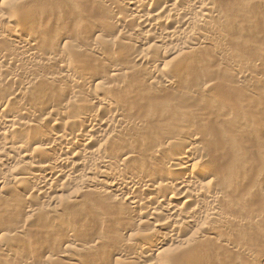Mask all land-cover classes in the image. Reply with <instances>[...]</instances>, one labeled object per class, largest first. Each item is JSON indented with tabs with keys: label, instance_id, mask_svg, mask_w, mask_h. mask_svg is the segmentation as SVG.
Here are the masks:
<instances>
[{
	"label": "bare ground",
	"instance_id": "obj_1",
	"mask_svg": "<svg viewBox=\"0 0 264 264\" xmlns=\"http://www.w3.org/2000/svg\"><path fill=\"white\" fill-rule=\"evenodd\" d=\"M218 1L222 0H2L0 221L12 212L18 215L9 230L0 228V264H33L31 258L17 261L13 253L28 249V244L15 240L28 232L44 240L63 236L66 249L52 252L43 264H84L80 252L89 256L98 248L107 251L114 264H242L241 257L264 264V255H256L247 240L240 243L214 235V229L229 224L221 215L230 204V198L224 202L226 193L242 185L243 172L249 169L248 161L242 160V174L234 173L232 166L237 162L231 156L241 151L233 138L246 128L262 130L263 114L251 121L254 114L248 110L249 117L242 112L247 111L246 105L238 109L242 113L235 112L230 120L236 128L233 133L232 126L230 132L223 129L225 125L220 130L213 120L207 124L198 116L196 121L195 110L177 107L189 106L184 99L207 105L208 98L222 103L219 106L243 107L242 102H250L232 93L235 83L259 90L264 108V77H252V69L257 71L264 63V53L253 64L244 63L235 51L242 45L237 43L233 51L202 34L207 30L223 41L241 22L235 18L238 10L225 11L224 2L217 5ZM237 1L233 2L237 7L244 3L238 7L240 13L245 4L264 5V0ZM248 10L241 13L250 16L247 20L256 12L249 11L251 16ZM258 31L252 30L251 35L264 36V28ZM169 54L173 58L160 67L161 57ZM223 61L231 65L224 68ZM202 74L206 79L213 77L206 81L202 77V83ZM209 89L215 92L211 95ZM162 94L180 104L171 107L172 103L158 98ZM209 127L218 128L220 135L209 129L206 139L215 134L221 140L219 147L223 144L233 155L220 151L214 157L219 144L211 138L216 145L213 150L210 139L206 143L199 135ZM222 153L234 164L225 162L228 158L219 162L226 157ZM216 162L230 165L237 176L232 177L231 170L224 174L228 168ZM261 181L264 186L263 177ZM246 198H240L244 205L249 203L243 202ZM151 216L164 219L148 227ZM36 220L40 224L35 227ZM198 220L203 221L201 226ZM237 222L233 223L240 227V235H247L250 230ZM86 225L93 227L88 230L93 238L89 242L75 230ZM190 230L195 233L180 236ZM119 232L128 237L118 238ZM166 243L180 247L154 260ZM226 252L235 259L228 260L229 254L224 257ZM109 260L103 256L97 264H109Z\"/></svg>",
	"mask_w": 264,
	"mask_h": 264
},
{
	"label": "rangeland",
	"instance_id": "obj_2",
	"mask_svg": "<svg viewBox=\"0 0 264 264\" xmlns=\"http://www.w3.org/2000/svg\"><path fill=\"white\" fill-rule=\"evenodd\" d=\"M222 1L224 2V4L222 3ZM222 1H218V2H216V4L217 3H221V4H223V5H225V3L227 4L228 2L227 1H229V4L230 3H232L231 4V6L229 5V4H227V5H225V6H227V7H224L223 5H221L222 6V9L223 10H225V11H233V13H234V11L235 10H238L239 12L238 13H236L237 15H235L236 17L235 18H237V20L240 22L239 24H238V27L236 26V28H234V30L232 31V33L230 34L231 36H229L230 38L228 39H226V40H223V41H219L218 39H217V37L214 35V34H211V33H209V31H207V30H204V31H202V34L203 35H205V33L207 34V36L208 37H214V39L216 40V42H219L220 44H224L225 46H228L229 48H232V50L234 49V46H236V44L238 43V44H240V45H242V46H239L238 44H237V46H236V48L238 47V49H235V51L239 54L238 56H239V58H241V60H243V62L245 63V62H247V63H251V64H253V62H256V59L262 54V53H264V44H263V40H264V38H262V36H261V38L260 37H256V36H253V35H251V34H253L252 33V30L254 31L255 29L258 31L259 29H261L262 27L264 28V17H263V19H261L262 18V14L264 15V9H262V7H264V5L262 4V3H258V4H256L255 3V7H256V5H258L256 8L254 7V3L253 4H245V10L247 11L248 9V12L250 11H252V9H256L255 11H252L253 13L255 12V13H258V14H260V15H258V14H253V15H255V16H253V15H251L250 14V12H249V14L251 15V16H253L254 18H249L248 20H247V18L248 17H250V16H244L243 14H242V16H241V13H244V9H242V11H241V13H240V8H243V5H244V3H242L241 5H242V7H241V5L239 6L238 5V7H240V8H238L237 7V5H233L234 3V1L236 2L237 0H226V1H224V0H222ZM232 1V2H231ZM1 2H2V0H0V4H1ZM238 2V1H237ZM241 3V2H240ZM240 3H236V4H240ZM85 4V3H84ZM262 4V7L260 6ZM217 5H219V4H217ZM232 5H233V8H232ZM248 5V6H247ZM229 6V7H228ZM234 6H236L235 7V9H234ZM249 7L248 9H247V7ZM260 6V7H259ZM252 7H254V8H252ZM252 8V9H251ZM231 11V12H232ZM230 12V13H231ZM233 13H231V16H232V14ZM240 14V15H239ZM238 15L240 16V18L238 17ZM259 17H258V16ZM246 18V19H244V18ZM255 17H257V19L255 18ZM261 17V18H260ZM243 18V19H242ZM260 18V19H259ZM101 19V18H100ZM107 22V21H106ZM108 24L110 23V22H107ZM136 25H137V22H135V21H133V23H132V26L133 27H136ZM239 25H240V28H242V29H240L239 28ZM257 27V28H256ZM259 27V28H258ZM263 28H262V31H263ZM236 29V30H235ZM238 29V30H237ZM241 31H240V30ZM250 29V30H249ZM109 30H112V29H108L107 30V32H111V31H109ZM245 30V31H244ZM249 30V31H248ZM251 31V32H250ZM260 32H262L261 30H259ZM258 31V32H259ZM259 32V33H260ZM250 33V34H249ZM87 35V34H86ZM89 36H91V35H89ZM264 37V36H263ZM263 39V40H262ZM262 40V41H261ZM223 45V46H224ZM209 48V50H211L212 49V47L211 46H209L208 47ZM234 51V50H233ZM236 53V54H237ZM173 58V56H171L170 54L169 55H165L164 57H161V60H162V63H160L159 65H160V67H162V66H164V64H165V62H168L169 60H171ZM227 62H229V61H226V62H222V67H223V65H224V68L225 67H229L230 65H231V61L228 63L229 65H227ZM127 63V62H126ZM246 63V64H247ZM144 65H146V64H144ZM260 68V69H258L257 71L256 70H254V69H252V77L254 78V79H256V78H259V79H261L262 80V78L264 77V63L261 65V66H257V68ZM139 68H141V70H143L142 68L143 67H141V65H140V67ZM254 70V71H253ZM205 75H207V74H205ZM212 75V76H211ZM210 76L209 75H207V79L209 80L210 79V77H213V74H211ZM261 75H263V77L261 76ZM204 75L202 74V76L200 77V81L203 83V80L204 81H206L207 79H206V77H203ZM209 76V77H208ZM216 76V75H215ZM205 78V79H203V78ZM262 77V78H261ZM201 78L203 79V80H201ZM216 78H219V79H221V76H219V77H216ZM259 79H257V80H259ZM227 80H228V78H227ZM232 80V82L234 83V81H233V79H229V81H231ZM260 80V81H261ZM197 83V82H196ZM196 83H194V84H192V85H195L196 86ZM199 84H200V82H199ZM228 84H230V82H228ZM201 85V84H200ZM200 85H198V86H200ZM234 85V86H233ZM201 86H204L203 84L201 85ZM200 86V87H201ZM232 89H233V91H232V93H234V94H239L238 96L241 98V96L242 97H244L243 99H244V101H246V102H250L251 104H254V105H251V107H250V103H246L245 104V102H244V104H243V102L241 103L242 105H243V107L241 106L240 108L238 107L237 108V105L234 107V104H233V106L232 105H227V106H223V105H221V106H219L218 104H222V103H218V102H212V100L213 99H210V101H209V98L206 100V103H209V104H207L208 106L209 105H211V106H213V107H209V109L208 110H206L207 109V107H205V106H207L205 103V106H204V104H202V105H197L196 103H195V101H189L188 102V100L187 99H184L183 101L184 102H186L187 101V104L189 105L187 108H184L185 106H183L182 107V103L180 104L179 102H173L172 100H167V98H170V97H166V96H164L163 94V96L162 95H160V96H158V98L160 97L163 101L162 102H167L168 101V103L170 102V103H174V104H176V103H178V104H180V105H170L171 107L172 106H177L178 107V110H180L181 108H183L184 110L185 109H189L188 111H193V110H195V112H197V113H195V114H197V116H196V121L198 120V122H199V118H200V122L201 121H203V122H205L206 121V123L207 124H209V123H212L211 121L213 120L214 122V124H217L218 123V128L220 129V130H222V127H223V129H226L227 128V131H229L230 130V128H231V126H232V128H231V130L230 131H232L233 133L234 132H236V131H233L234 129H236L235 127H234V129H233V124H232V122H230V120L232 119V121H233V118H235V112H237L238 111V109L239 110H241L242 111V109L243 108H245L246 109V107H247V111H242V112H245L244 113V115L246 114V113H248V115H249V112H248V110L249 111H251L254 115H252L254 118L256 117V118H261V117H259V116H261L262 114H263V116L262 117H264V108H262V104H263V102H260V97H259V94H260V92H259V90H257V89H249L248 87H244V86H242V85H238L239 86V88H238V86H237V84H232ZM235 86H236V88H235ZM241 86V87H240ZM145 87H147V86H145ZM144 87V88H145ZM229 87V88H228ZM205 88V87H204ZM227 88L229 89V92H230V90H231V88H230V86L228 85L227 86ZM197 89H199V88H197ZM201 89H203V87H201ZM219 89V88H218ZM145 90L148 92L149 90L147 89V88H145ZM211 90H213V89H209V92H210V94L212 95L215 91H217L216 90V88L214 89L215 91H211ZM257 90V91H256ZM228 91V90H227ZM241 95V96H240ZM260 95H262V94H260ZM251 98H250V97ZM257 96H258V99H257ZM166 97V98H165ZM253 97H255V98H253ZM166 99V101H164L165 99ZM161 99H159L160 101H161ZM242 99V98H241ZM249 99V100H248ZM252 100V101H251ZM182 101V102H183ZM219 101V100H218ZM255 103H254V102ZM262 101V100H261ZM183 102V103H184ZM194 102V103H193ZM190 103V104H189ZM192 103L193 104H195V105H193L192 106ZM217 103V104H216ZM262 103V104H261ZM165 104H167V103H165ZM218 105L217 107H219V108H216V105ZM196 105H197V107H196ZM245 105H246V107H245ZM259 105V106H258ZM180 106V107H179ZM260 106H261V109H260ZM203 107H205V110L204 109H201V108H203ZM225 107H227V108H225ZM224 108V109H223ZM252 108V109H251ZM177 109V108H176ZM201 109V110H200ZM218 109L220 110V111H218ZM183 111V110H182ZM187 111V110H186ZM240 111V112H241ZM227 112V113H226ZM239 111L237 112V113H240ZM241 112V113H242ZM224 113V114H223ZM233 113H234V115H233ZM251 113V114H252ZM194 114V115H195ZM225 114H226V116L227 117H229V119L225 116ZM250 114V115H251ZM230 115H232V116H230ZM247 115V116H248ZM249 115V117H251ZM198 116H199V118H198ZM225 116V117H224ZM233 117V118H232ZM253 117H251V119L249 118V120H251V121H256V118L254 119ZM202 118H204V119H202ZM219 118V119H218ZM211 119V120H210ZM252 119H254V120H252ZM208 120V121H207ZM227 120H228V122H227ZM217 121V122H216ZM251 121L249 122V123H251ZM224 123V124H223ZM232 125H231V124ZM199 124V123H198ZM227 124V125H226ZM211 125V124H210ZM222 125H225V126H222ZM222 126V127H221ZM225 127V128H224ZM262 127H264V125L262 126ZM199 128V127H198ZM218 128L216 129V127L215 128H213V129H216L217 131L215 132L216 133V135L218 136V135H220V130H218ZM199 129H202L201 127L199 128ZM213 130L211 127H209L208 129H206L205 131H203V130H200V131H202V132H204V133H202V134H205L204 136H205V138L204 137H202V134H199L200 135V139L201 140H204V139H206V137H208V136H206L207 135V132L208 131H210V130ZM233 129V130H232ZM261 129V128H260ZM208 130V131H207ZM245 130V131H244ZM243 130V133H241L240 132V134H233V133H229V134H231V135H233V136H235L233 139H236L235 141H236V143L239 145L238 147H239V149H240V151H241V153H239V154H237V153H235V155H233V154H231L230 152H232L231 150H229V149H227L226 148V150L224 149V145L223 144H221V146L222 147H219L220 146V143H218V141H221V140H216L217 138H219V137H217L215 134V137H217V138H215V137H213L214 135H212V134H210V133H212V132H210L209 134H210V136H212V137H209V138H207V139H210L209 140V143H211L212 145H210V144H208V145H210L211 147H212V149L214 150L215 148V146H213L214 144V142L212 143V141H213V139H215V142H217V144H219L218 145V147H217V149L218 150H216L215 149V155L216 154H219V155H214V157H217V156H220V154H221V152L220 151H222V152H225V153H227L229 156H231V155H233V156H236V155H238L239 156V158L237 157V158H235V157H233V156H231V158L233 159H231V158H229V156L227 157L226 155H224L225 153H222V155H221V157L223 158V156H226V157H224L223 159L224 160H221L220 159V161L219 162H221V161H225V160H227V158L229 159V160H227V161H225V162H227V163H229V161H234V162H237V163H233L232 161V163L234 164V166H232L233 168V170H234V173H241L242 171H241V164L240 163H242V162H240V161H248V163H246L247 165H249V169H247L246 170V172H243V174H246L245 176V180L243 181V183H241L242 185H240V183L236 186H234V185H231V186H234L233 188L231 187V188H229V192L228 193H226V198H224L225 200H224V202L227 204V198H230V199H228V203H230L231 205H232V207H227V205H230V204H224L223 202V205H226V208H228L227 210H221V215H222V217H226V218H228V223L230 224H228L227 226H224V227H219V228H217L216 230L214 229V235H215V237H227V238H232L233 240H236L237 242L239 241L240 243H245L246 242V240H247V243H248V245H250V247H251V250L254 252L255 250V252L254 253H256V255H264V239H263V236H264V213H261V211H263L264 212V194H263V190L262 189H264L263 187V185L261 184L262 183V181L260 182V180H262V177L264 178V162H263V157H264V146H263V144L261 143L262 142V140H264V128H262V130H259V131H256V132H254V130L252 129V128H246V129H244ZM214 131V130H213ZM219 131V132H218ZM225 131V130H224ZM224 131H221L223 134L225 133ZM229 131V132H230ZM261 131V132H260ZM254 132V133H253ZM257 133V134H256ZM208 134V135H209ZM227 135H228V132L226 133ZM211 138H212V141H211ZM206 139V143H208L207 140ZM204 141H202V143H203ZM203 143L204 145L206 144V143ZM263 143H264V141H263ZM207 145V147H208V149H207V147L205 148L207 151L209 150V146ZM224 146V147H223ZM205 147V146H204ZM212 149H210L211 151H209L210 153H213L214 151H212ZM222 149V150H221ZM223 149L225 150V151H223ZM216 151H219V153H216ZM230 151V152H229ZM235 152V151H234ZM233 152V153H234ZM241 154V155H240ZM213 155V154H212ZM212 155H210L209 156V158H211V156ZM214 157H212V159H214ZM226 158V159H225ZM211 159V161L213 162L214 160H212ZM231 159V160H230ZM237 159H238V161H237ZM261 160V161H260ZM210 161V160H209ZM219 162H216V163H218V164H216V166L217 165H220V164H222V166L223 165H225L226 163H224V162H222V163H220L219 164ZM229 163V164H231V165H233L232 163ZM239 162V163H238ZM230 165H225L224 167L225 168H223V167H221V166H218L219 168L221 167V169H219L220 171L222 170V168L223 169H226V167L228 168L227 170H226V172H224L225 170H222L223 172H224V174L226 173L227 174V171L228 170H231V167H229ZM250 167H252V168H250ZM217 168V167H216ZM230 168V169H229ZM250 169H252V170H250ZM233 170H231L230 172H231V174H233ZM249 170V171H248ZM228 174H229V172H228ZM242 174V173H241ZM238 175V174H237ZM236 175V176H237ZM236 177L235 176V174H233L232 175V177ZM261 178V179H260ZM261 184V186H263V187H259L260 186V184ZM236 184V183H235ZM237 187V188H236ZM255 187V188H254ZM259 187V188H258ZM236 189V190H235ZM262 190V191H261ZM8 191L10 192V190L8 189ZM243 195H245L247 198H249V199H247L246 198V200L244 201L243 200V202H246L247 200V202H249V203H245V205H244V203H242L241 201H242V199H240L241 197L242 198H244L243 197ZM227 196H229V197H227ZM88 199H86V200H84L83 201V203L85 202L86 203V201H87ZM83 203H82V205H83ZM243 204V205H242ZM247 204V205H246ZM85 205V204H84ZM225 207V206H224ZM243 207V208H242ZM224 209V208H223ZM263 209V210H262ZM261 213V214H260ZM6 214H8V213H6ZM15 214H17L18 215V213H11L10 215L8 214L6 217H5V220L4 221H0V228H2V229H4V230H9L10 229V227H11V225H13V223L15 224V222L16 221H14V220H17V219H14V218H16L15 216ZM263 214V215H262ZM258 215H259V217H258ZM19 217V216H18ZM17 217V218H18ZM260 218V219H259ZM164 219V216H159V217H154L153 218V216H151V219L150 220H147V226L149 227V226H152L153 225V223L154 224H157L158 222H160L161 220H163ZM262 219V220H261ZM38 220V219H37ZM34 221L33 222V225L36 227L37 225H39L40 223H41V221ZM201 220V219H200ZM200 220H198V224H199V226H201V224H202V222L203 221H200ZM230 220V221H229ZM232 220H234V221H239V222H237V223H239L241 226H243V227H245V228H248L247 229V231L248 230H250V231H248V233H247V235H245V236H243V234L242 235H240V233L239 232H242L239 228V226H237V227H239V228H235L236 226H234V225H236V223H233L234 221H232ZM232 221V222H231ZM240 221L243 223V224H245V225H243L242 223H240ZM255 222V223H254ZM233 225V226H232ZM232 226V227H231ZM248 226V227H247ZM250 226V227H249ZM234 228V229H233ZM81 229H83V230H81ZM81 229H80V227L78 228V229H75L76 230V232H78V235L80 236V239L82 238V239H84V240H87L88 242L89 241H91L93 238L91 237V236H89V234H91L88 230L89 229H93V227H90L89 225L87 226L86 225V228H85V226H84V228L83 227H81ZM196 228H194L193 230H195ZM239 229V230H238ZM255 229H256V231H255ZM87 230V231H86ZM193 230H190V232L189 231H184L182 234H180V236H183V238H185V234H187L186 235V237L187 236H190V235H192V234H194L195 232L193 231ZM195 231H197V230H195ZM188 232H189V234H188ZM193 232V233H192ZM250 232V233H249ZM256 232V233H255ZM33 233V234H32ZM133 233V232H132ZM185 233V234H184ZM192 233V234H191ZM261 233V234H260ZM134 234V233H133ZM217 234H219V235H217ZM256 234V235H255ZM138 235V234H137ZM240 235V236H239ZM259 235V236H258ZM263 235V236H262ZM61 236V237H60ZM59 237L62 239V235H60ZM246 236H247V238H246ZM50 237V238H49ZM49 237H47L48 239H50L51 240V238L52 239H54L53 240V242L52 241H48V239H43V237L42 236H40V235H37L36 233H34V232H31V233H27L26 234V236H24L23 238H15V240L18 242V243H20V244H28L29 246H28V249H25L24 251H21V249L19 250H16V251H14L13 253L14 254H16V258L18 259V257L19 258H22V259H27V261H29L28 260V258L30 259V261L29 262H32L33 264L35 263V264H37L38 262V264H43V263H45L46 261V258L47 257H52V255H51V253L53 252V254L54 253H57V251H64L65 249H66V246H65V243H62V241L64 240H61L60 238H58V237H56V236H49ZM128 237V235L126 234V233H124V232H119L118 233V238H120V239H122V238H127ZM208 238V237H207ZM206 238V239H207ZM56 239H59V240H56ZM244 239H245V242H244ZM248 239H249V242H248ZM207 240H209V238L207 239ZM242 240V241H241ZM56 241H58V242H56ZM211 241V240H210ZM43 242H45L46 244H44ZM49 242H52V243H54V245H50V244H52V243H50L49 245H48V243ZM56 242V243H55ZM61 244V245H60ZM50 246V247H49ZM253 246V247H252ZM33 247H34V249H33ZM41 247H45L44 249L43 248H41ZM180 247V245H179V243H177V244H173V243H166V245L165 246H163L162 247V254L161 255H157V257L155 258L154 257V260H161V258H162V255L164 254V256L165 255H167V254H169V252H171L172 250H175V249H177V248H179ZM255 247V248H254ZM38 248H40V249H38ZM50 250H53V251H49V249ZM33 249V250H32ZM63 249V250H62ZM39 250V251H38ZM49 251V252H46V251ZM41 251L42 252H44L43 253V255L41 256L40 254H41ZM55 251V252H54ZM258 251L260 252V253H258ZM47 253V254H46ZM49 254V255H48ZM80 254L81 255H79L80 256V259L79 260H81L84 264L86 263V264H97L98 262H97V259L98 258H101V257H103V256H105V257H107V258H109L110 260H109V264H114V261L112 260V258H111V256L109 255V253L107 252V251H105L103 248H101V249H97V250H95V254L94 253H91L90 255H92V256H88V254H82V252H80ZM222 254V253H221ZM224 254V255H223ZM222 255L225 257V255H228L227 254V252L226 253H223ZM34 255V256H33ZM47 256V257H46ZM42 257V258H41ZM46 257V258H45ZM50 257V258H51ZM90 257L91 258H93V259H90ZM227 257V256H226ZM229 257V258H228ZM227 258H228V260L230 259V261L232 260V257H231V255L229 254V256H228ZM231 257V258H230ZM235 257L236 256H233V258L235 259ZM34 258V260H32ZM45 258V259H44ZM239 258L240 257H237L236 259H238L239 260ZM95 259V260H94ZM152 259V257H150V258H148V260H151ZM233 259V260H234ZM57 260V259H56ZM232 260V261H233ZM244 260H246L245 258H240V262L242 261V264L244 263V264H253L254 262H256L257 264H260L259 262H257V261H249L248 260V262H247V260L246 261H244ZM17 261H20V259H18ZM44 261V262H43ZM49 261H52V260H49ZM54 261V260H53ZM94 261V262H93ZM80 262V261H79ZM96 262V263H95ZM50 262H48V264H49ZM81 263V262H80ZM256 263H254V264H256ZM50 264H69L67 261H61V262H59V261H54L53 263L51 262Z\"/></svg>",
	"mask_w": 264,
	"mask_h": 264
}]
</instances>
